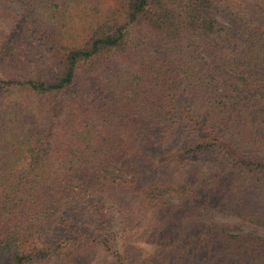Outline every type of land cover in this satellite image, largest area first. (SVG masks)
<instances>
[{"label":"trees","instance_id":"obj_1","mask_svg":"<svg viewBox=\"0 0 264 264\" xmlns=\"http://www.w3.org/2000/svg\"><path fill=\"white\" fill-rule=\"evenodd\" d=\"M210 214L264 232V0H0V264H264Z\"/></svg>","mask_w":264,"mask_h":264},{"label":"rangeland","instance_id":"obj_2","mask_svg":"<svg viewBox=\"0 0 264 264\" xmlns=\"http://www.w3.org/2000/svg\"><path fill=\"white\" fill-rule=\"evenodd\" d=\"M164 198L169 202H175L174 198L170 195H167ZM209 218L212 221L227 224L230 225L231 227H236L246 232L256 233L258 235L264 234V232L261 229L249 224L241 223L239 220L234 218L225 217L219 214H210Z\"/></svg>","mask_w":264,"mask_h":264}]
</instances>
